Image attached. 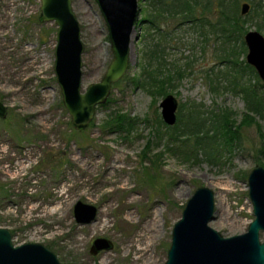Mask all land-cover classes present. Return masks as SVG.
<instances>
[{
    "label": "rangeland",
    "instance_id": "1",
    "mask_svg": "<svg viewBox=\"0 0 264 264\" xmlns=\"http://www.w3.org/2000/svg\"><path fill=\"white\" fill-rule=\"evenodd\" d=\"M71 1L84 44V92L101 80L112 52L96 3ZM259 2L264 6V0L255 4ZM137 3L127 71L112 85L106 102L96 107L89 127L79 132L63 107L53 71L55 24L39 20L40 0H0V102L7 109L0 118V227L10 230L14 246L41 244L60 264H145L147 255V264H164L172 228L199 187L214 193L209 226L223 237L245 233L254 219L247 177L253 168H264L259 153L264 118L248 112L240 94L224 89L226 69L214 58L219 45L210 35L204 44L187 27L173 33L170 25L161 24L175 37L164 45L165 62L186 65L169 93L178 102V128L193 112L209 122L222 111L236 124L245 115L252 118L251 125L241 128L239 142L212 146L215 155L209 161L191 141L178 137L179 131L162 122V98L135 86L149 58L148 36L156 38L139 23L142 9L149 11L147 1ZM242 3L250 5L240 0L239 12ZM245 16L246 30L264 36V28L256 29L260 13L250 9ZM246 53L237 61L245 60ZM248 80L255 83L249 72L241 78ZM113 113L129 116L132 127L105 132L101 125ZM78 201L97 208L90 224L76 223L73 207ZM153 220L159 231L148 241L150 229L144 224ZM96 238L110 241L111 249L91 255ZM259 240L264 243L263 231Z\"/></svg>",
    "mask_w": 264,
    "mask_h": 264
},
{
    "label": "water",
    "instance_id": "2",
    "mask_svg": "<svg viewBox=\"0 0 264 264\" xmlns=\"http://www.w3.org/2000/svg\"><path fill=\"white\" fill-rule=\"evenodd\" d=\"M107 28L112 60L99 82L90 84L82 92V54L84 44L78 19L71 0H40L41 22L56 26L53 71L59 87L62 104L76 131L86 130L96 107L103 105L111 91L126 73L134 24L138 17L137 0H93ZM250 10L248 3L240 5V15ZM247 49L245 62L252 67L258 79L264 82V36L256 30L243 35ZM162 122L172 127L176 123L177 100L168 94L159 104ZM7 109L0 102V118ZM248 197L254 219L245 233L223 237L209 223L214 219V193L199 187L186 201L180 219L174 224L171 244L164 264H264V243L259 240L264 232V168H253L247 177ZM97 208L78 201L73 207L77 224H90L95 220ZM104 238H96L90 254L111 249ZM0 264H60L47 247L37 243L14 246L12 234L0 227Z\"/></svg>",
    "mask_w": 264,
    "mask_h": 264
},
{
    "label": "trees",
    "instance_id": "3",
    "mask_svg": "<svg viewBox=\"0 0 264 264\" xmlns=\"http://www.w3.org/2000/svg\"><path fill=\"white\" fill-rule=\"evenodd\" d=\"M146 1L149 11H146L145 8L142 9L143 17L139 23L147 27L149 32L151 30L155 32L156 38L154 39V35L148 36L146 42L149 44L146 45L149 49L147 52L149 58L143 64L135 86L146 91L153 98H163L170 93L174 83L182 79L186 65L180 67L176 63L165 62L163 58L164 45L168 42L172 43L175 37L162 30L160 26L161 24L170 25L172 31L178 27H187L198 33V38H202V43L206 44L208 35H210L214 45H219L218 48L215 47L214 58L218 62V66L226 69L225 78H223L227 79L228 86L224 89L228 88V91L240 94L245 102L246 110L264 118V96L260 93L263 85L253 68L247 65L244 59L240 57V61H237L240 53L243 55L246 52L242 38L247 31V17L240 15V0ZM243 1L250 3L253 13H260V21L256 29L262 30L264 28V6L260 2L258 5L255 4L256 0ZM248 72L254 76V84H251L249 80L241 81V78ZM230 75L232 79H229ZM196 113L193 112L187 118L182 129L178 128V119L175 125L170 128L175 132L179 131L178 137L184 138L185 142L191 141L193 149L203 151L208 161L215 155V151L211 150L212 146L236 144L240 141L241 128L252 124V118L249 115H245L241 122L236 124L230 118L231 115L228 111L211 116L210 122ZM132 122V119L127 115L113 113L104 121L101 128L109 133L122 132L129 130L132 127ZM261 137L264 139V136ZM259 153L264 156V140H262Z\"/></svg>",
    "mask_w": 264,
    "mask_h": 264
},
{
    "label": "bare ground",
    "instance_id": "4",
    "mask_svg": "<svg viewBox=\"0 0 264 264\" xmlns=\"http://www.w3.org/2000/svg\"><path fill=\"white\" fill-rule=\"evenodd\" d=\"M144 228L146 229H150V231H148V233H150V237L149 238H146V240H148V241H152L153 240V238H155L157 235H158V231H159V229H158V224H157V221L156 220H153V223H152V221L150 222V224H144ZM146 229V230H147ZM146 249V248H145ZM145 254V253H144ZM148 261H149V256L147 255L146 257H145V264H147L148 263Z\"/></svg>",
    "mask_w": 264,
    "mask_h": 264
},
{
    "label": "flooded vegetation",
    "instance_id": "5",
    "mask_svg": "<svg viewBox=\"0 0 264 264\" xmlns=\"http://www.w3.org/2000/svg\"><path fill=\"white\" fill-rule=\"evenodd\" d=\"M253 70H254V69H253ZM255 74H256V73H255ZM256 76H257V74H256ZM257 78H258V77H257ZM259 81L262 82L260 79H259Z\"/></svg>",
    "mask_w": 264,
    "mask_h": 264
}]
</instances>
